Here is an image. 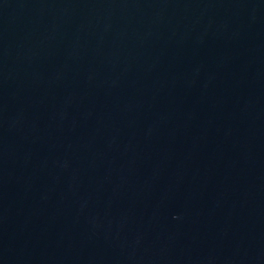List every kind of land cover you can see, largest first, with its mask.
I'll list each match as a JSON object with an SVG mask.
<instances>
[{
  "label": "water",
  "instance_id": "obj_1",
  "mask_svg": "<svg viewBox=\"0 0 264 264\" xmlns=\"http://www.w3.org/2000/svg\"><path fill=\"white\" fill-rule=\"evenodd\" d=\"M0 264H264V0H0Z\"/></svg>",
  "mask_w": 264,
  "mask_h": 264
}]
</instances>
